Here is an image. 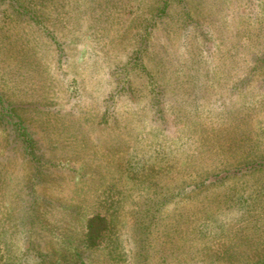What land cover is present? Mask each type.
<instances>
[{"label":"rangeland","instance_id":"374dc122","mask_svg":"<svg viewBox=\"0 0 264 264\" xmlns=\"http://www.w3.org/2000/svg\"><path fill=\"white\" fill-rule=\"evenodd\" d=\"M257 161L264 0H0V264L264 260Z\"/></svg>","mask_w":264,"mask_h":264},{"label":"trees","instance_id":"16d2710c","mask_svg":"<svg viewBox=\"0 0 264 264\" xmlns=\"http://www.w3.org/2000/svg\"><path fill=\"white\" fill-rule=\"evenodd\" d=\"M257 163H264V161H257ZM84 244L86 246H97L104 239L110 236V225L108 217L101 213L96 212L88 218L86 235ZM144 247L142 246L137 251V256H140L143 261L147 260V255L143 252ZM111 252V251H110ZM147 262V261H146ZM248 264V263H247ZM254 264H264V260L257 261Z\"/></svg>","mask_w":264,"mask_h":264}]
</instances>
